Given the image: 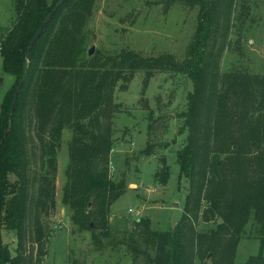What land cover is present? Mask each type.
Here are the masks:
<instances>
[{
	"label": "trees",
	"instance_id": "16d2710c",
	"mask_svg": "<svg viewBox=\"0 0 264 264\" xmlns=\"http://www.w3.org/2000/svg\"><path fill=\"white\" fill-rule=\"evenodd\" d=\"M181 1L200 10L185 62L122 51L112 57V66L95 68L85 65L89 51L84 56L75 52L58 65L43 62L56 29L86 16L85 0H17L15 24L0 36L3 72L15 78L0 105V264L45 262L54 232L44 218L55 213L58 154L66 130L72 138L63 204L76 231L92 232L97 247L112 236L111 207L128 189L125 179L116 182L111 176L116 93L128 91L143 72L145 97L152 79L166 69L192 83L180 116L186 143L177 153L179 178L189 181L190 190L184 221L175 231H154L149 220L141 221L145 245L154 250L151 264H195L209 258L212 264H236L251 222L259 227L260 252L247 264H264V74L245 66L221 69L227 50L245 56L244 36L261 19L252 16L251 0ZM144 106L149 109L147 99ZM165 174L168 178L167 168ZM202 222L213 227L199 231ZM10 234L17 239L14 256L5 239ZM129 248L140 252L138 243Z\"/></svg>",
	"mask_w": 264,
	"mask_h": 264
},
{
	"label": "rangeland",
	"instance_id": "374dc122",
	"mask_svg": "<svg viewBox=\"0 0 264 264\" xmlns=\"http://www.w3.org/2000/svg\"><path fill=\"white\" fill-rule=\"evenodd\" d=\"M85 3H88L86 16L77 18L74 25L56 29L45 51L44 63L53 61L52 64L58 65L64 57L75 52L84 56L92 47L95 51L85 61L87 67L112 66V57L122 51L137 52L147 58L170 56L179 63L189 58L199 7H190L181 0H85ZM251 3L252 16L261 20L244 36V57L234 50L224 53L221 61L224 71L245 66L253 73L264 74V0ZM16 4L17 0H0V36L14 26ZM231 39L236 40L234 33ZM2 61L0 56V80L3 79L0 105L15 82L13 76L3 72ZM143 80L144 73H138L128 91H119L115 97L119 110L114 116L111 176L116 182L125 179L128 189L111 207L112 236L103 238L101 248L97 247L92 232L76 231L71 211L63 204L68 142L72 138L66 130L58 154L56 209L52 218H44L54 232L44 264H151L154 250L145 245L141 221L149 220L154 231H175L184 221L190 186L185 177L179 178L177 153L186 143L187 131L182 130L180 116L187 109L192 83L185 75L166 69L152 79L144 97ZM144 99L148 100L149 109L145 108ZM34 135L30 131V137ZM148 147L150 153L146 155ZM211 227L212 224L202 222L198 230ZM259 237V227L251 222L238 246L236 264H247L251 256L259 254ZM5 239L14 256L15 235H6ZM134 243H138L140 252L129 248ZM195 264L212 262L210 258L205 262L196 259Z\"/></svg>",
	"mask_w": 264,
	"mask_h": 264
},
{
	"label": "water",
	"instance_id": "95a60500",
	"mask_svg": "<svg viewBox=\"0 0 264 264\" xmlns=\"http://www.w3.org/2000/svg\"><path fill=\"white\" fill-rule=\"evenodd\" d=\"M56 10H57V9H56ZM54 13H55V11L52 12V14L48 17V19L46 20V22L43 24V26L41 27V29H40L39 32L37 33L35 39L33 40L32 44H31V46H30V48H29V50H28V53H27L28 55H29V53L32 51V49L34 48V46H35V44L37 43V41H38V40L40 39V37L42 36V34H43L45 28L48 26L49 22L51 21V18H52V16H53ZM94 51H95V49H94V47H92V48L89 50V55L92 56V55L94 54ZM0 85H1V86L3 85V79L0 80ZM23 86H24V80L20 83L19 88H18V90H17V92H16V94H15V98H14L13 106H12V110H11V113H12V114H13L14 111H15V108H16V105H17V101H18V99H19V96H20V93H21V91H22ZM1 112H2V109H1V106H0V114H1ZM11 120H12V116H11ZM9 131H10V129L6 132V134H5L4 138H3V142L5 141V139H6L7 135H8V133H9ZM2 144H3V143H2ZM1 147H2V145H1ZM219 222H222V220L220 219Z\"/></svg>",
	"mask_w": 264,
	"mask_h": 264
}]
</instances>
